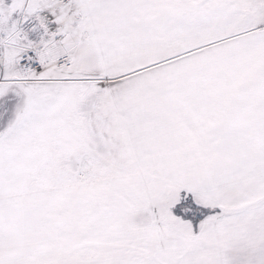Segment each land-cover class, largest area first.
<instances>
[{"label":"snow or ice","instance_id":"1","mask_svg":"<svg viewBox=\"0 0 264 264\" xmlns=\"http://www.w3.org/2000/svg\"><path fill=\"white\" fill-rule=\"evenodd\" d=\"M0 264H264V0H0Z\"/></svg>","mask_w":264,"mask_h":264}]
</instances>
